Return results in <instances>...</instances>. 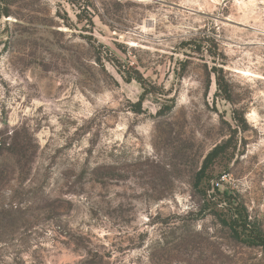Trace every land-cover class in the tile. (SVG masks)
I'll return each instance as SVG.
<instances>
[{"label": "rangeland", "instance_id": "rangeland-1", "mask_svg": "<svg viewBox=\"0 0 264 264\" xmlns=\"http://www.w3.org/2000/svg\"><path fill=\"white\" fill-rule=\"evenodd\" d=\"M1 132L0 264H264V0L0 1Z\"/></svg>", "mask_w": 264, "mask_h": 264}, {"label": "trees", "instance_id": "trees-1", "mask_svg": "<svg viewBox=\"0 0 264 264\" xmlns=\"http://www.w3.org/2000/svg\"><path fill=\"white\" fill-rule=\"evenodd\" d=\"M0 1L2 2L3 0H0ZM213 73L215 75L218 91L221 94H223V97H225V99H230V90H229L228 85L224 81V77L222 74L223 70H216V68H214ZM138 81L142 83L141 78H138ZM234 114H236V111L234 112ZM234 119L236 120V118ZM0 136H1L0 149L2 147H5V148L8 147L7 150L14 149L13 148L14 146L12 147V144L9 143V140L11 139V137L9 135L7 136V133L1 132ZM228 148H229L228 143H224L222 145L215 147L214 150L208 154V156L206 157L204 161L203 169L197 179L199 185L203 181L206 182V180L208 179L207 177L208 172L216 164V161L226 153ZM207 202L209 206L216 208L218 205H221L224 202V200L221 198L214 200V198L211 197L210 199H207ZM225 210L232 211V208H228V209L225 208ZM224 222L227 224L230 223L231 227L237 226L239 229L242 228L244 231L246 230L248 231L249 229V232H248L249 237H251L252 240H254L256 243H259V246H262L264 248V234L262 233L260 228H258L254 223L249 221V215L247 214L245 210L242 213L235 212L233 216L229 217V222L227 220H225Z\"/></svg>", "mask_w": 264, "mask_h": 264}]
</instances>
